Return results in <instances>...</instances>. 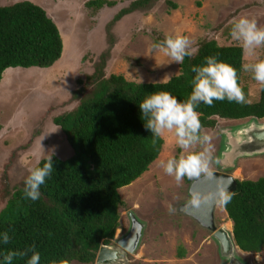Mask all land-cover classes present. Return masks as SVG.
Returning a JSON list of instances; mask_svg holds the SVG:
<instances>
[{"label": "trees", "instance_id": "obj_1", "mask_svg": "<svg viewBox=\"0 0 264 264\" xmlns=\"http://www.w3.org/2000/svg\"><path fill=\"white\" fill-rule=\"evenodd\" d=\"M158 1L133 0L105 26L106 49L99 54L93 72L84 82L79 80L80 87L72 93L71 100L77 105L52 120L73 154L64 160L52 156L54 169L40 186L39 199H25L24 184L5 191L0 236L8 232L10 242L5 245L0 239V264L7 251H23L33 244L40 253V264L61 259L69 264H93L100 246L112 244L123 205L118 190L147 172L162 150V138L152 146L151 132L145 129L138 106L150 93L168 91L179 101H186L195 75L191 68L203 65L205 57L216 56L237 70L238 83L248 101L241 86L244 52L240 46H219L215 41H201L198 51L179 64V74L165 83H134L122 76L106 77V61L114 45L111 30L124 17L138 11L146 13ZM166 5L176 8L170 1ZM84 6L95 16L107 8L114 9L117 2L90 0ZM164 38L157 36L154 43ZM62 51L59 29L41 7L27 1L0 5V82L7 69L52 67ZM195 110L203 130L214 129L216 118L260 121L264 119V90L259 88L255 102L238 104L225 99L213 101L212 106L200 103ZM184 180L191 181L188 177ZM235 182L232 199L222 208L232 223L238 250L256 255L264 249V177ZM183 256L179 247L177 258ZM27 259L16 257L12 264H26Z\"/></svg>", "mask_w": 264, "mask_h": 264}, {"label": "rangeland", "instance_id": "obj_2", "mask_svg": "<svg viewBox=\"0 0 264 264\" xmlns=\"http://www.w3.org/2000/svg\"><path fill=\"white\" fill-rule=\"evenodd\" d=\"M24 1L41 7L53 20L63 51L59 61L48 69H7L2 75L0 211L6 203L5 191L21 187L29 168L50 156L61 160L72 156L71 147L52 120L77 105L71 100L72 93L80 87L78 81L84 82L93 72L99 54L106 49L105 26L133 0H113L117 2L114 9L107 8L95 16L84 6L90 0H0V5ZM166 1L176 8L167 6ZM241 16L254 18L264 26V0H159L146 13L138 11L124 17L111 30L114 45L104 73L106 77L122 76L134 83H165L169 80L162 81L166 75L172 78L179 74V65L163 53L149 51L157 36L184 35L194 48L203 40L215 41L219 46H240L230 37V22ZM257 53L264 59V48L257 49ZM255 59L244 53L243 64ZM241 86L249 102L258 100L260 86L251 73L243 71ZM245 121L216 118L215 128L204 130L213 137L214 157L220 147L221 130ZM161 138L162 150L148 171L118 190L123 205L112 244L128 232L127 212L132 211L145 228L138 249L128 255L130 264H223L212 239L213 231L179 211L191 199L190 183L199 177L189 178V183L183 178L177 185L163 172L159 161L178 156L181 149L171 134ZM194 150L198 151L199 146ZM215 169L214 163L212 171ZM232 176L240 181L264 177V155L238 160ZM168 205L175 211L169 213ZM213 223L216 229L223 227L232 234V223L219 203L213 212ZM179 247L184 251L183 258H177ZM238 255L245 264H264V249L256 255L239 251Z\"/></svg>", "mask_w": 264, "mask_h": 264}, {"label": "clouds", "instance_id": "obj_3", "mask_svg": "<svg viewBox=\"0 0 264 264\" xmlns=\"http://www.w3.org/2000/svg\"><path fill=\"white\" fill-rule=\"evenodd\" d=\"M230 23L231 39L240 45L247 56L256 57L253 62L242 64V70L251 73V78L264 90V59L259 58L257 53V49L264 48V26H259L254 18L246 16L234 18ZM149 51L163 53L173 63L179 65L185 57L193 56L198 49L192 47L187 36L166 35L162 41L151 44ZM191 71L195 75L191 81V93L186 101H179L168 91H159L150 93L138 105L144 127L151 132L152 146L155 147L157 139L167 133L175 138L176 145L181 149L178 156L160 160L158 164L167 176L174 178L177 185L185 177L213 175L212 165L220 163L219 159L213 156L211 143L213 137L204 132L196 107L200 103L212 106L213 101L225 99L238 104L249 102L238 83L237 70L230 64L219 61L216 56L205 57L203 65L193 66ZM170 78L171 75H166L162 81ZM222 134L229 135L228 130H222ZM197 146H199L198 151L194 150ZM53 169L52 156H50L42 166L27 170L28 175L23 179L25 199L32 201L39 199L40 186L45 183L46 177L52 174ZM227 187L224 185L218 192L217 202L220 205H226L232 199L233 193L229 192ZM191 203L198 205L199 196H194ZM168 211L172 213L175 210L168 205ZM0 239L7 245L10 242L8 232H4ZM16 257H28L26 264H40L41 261L40 253L35 250V244L23 251H7L3 255V264H12ZM50 264H69V262L61 259L52 260Z\"/></svg>", "mask_w": 264, "mask_h": 264}, {"label": "water", "instance_id": "obj_4", "mask_svg": "<svg viewBox=\"0 0 264 264\" xmlns=\"http://www.w3.org/2000/svg\"><path fill=\"white\" fill-rule=\"evenodd\" d=\"M227 129L229 135L222 134ZM221 130V143L214 158L219 159L213 175L204 176L190 183V201L182 205L179 211L190 216L202 227L213 231L212 239L218 247V256L223 264H245L238 255L232 234L225 228L216 229L213 223V212L218 205V192L227 185L229 192L235 191L236 179L232 176L237 161L264 155V122L249 119L237 126ZM199 196L200 203L193 205L191 200ZM129 219L128 232L116 239L112 245H101L94 264H130L128 255L138 249L144 232L145 224L140 222L132 211L127 212Z\"/></svg>", "mask_w": 264, "mask_h": 264}, {"label": "bare ground", "instance_id": "obj_5", "mask_svg": "<svg viewBox=\"0 0 264 264\" xmlns=\"http://www.w3.org/2000/svg\"><path fill=\"white\" fill-rule=\"evenodd\" d=\"M230 227H231V225H230ZM229 230V229H228Z\"/></svg>", "mask_w": 264, "mask_h": 264}]
</instances>
